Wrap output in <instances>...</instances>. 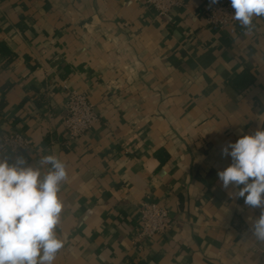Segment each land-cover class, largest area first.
<instances>
[{
	"label": "crops",
	"instance_id": "1",
	"mask_svg": "<svg viewBox=\"0 0 264 264\" xmlns=\"http://www.w3.org/2000/svg\"><path fill=\"white\" fill-rule=\"evenodd\" d=\"M181 2L160 15L144 0H0V135L32 141L0 157L68 165L54 264H264L245 235L260 209L217 175L232 163L222 147L264 124V17L245 35L206 23L210 0ZM71 88L99 114L73 141ZM153 199L175 222L137 244Z\"/></svg>",
	"mask_w": 264,
	"mask_h": 264
},
{
	"label": "clouds",
	"instance_id": "2",
	"mask_svg": "<svg viewBox=\"0 0 264 264\" xmlns=\"http://www.w3.org/2000/svg\"><path fill=\"white\" fill-rule=\"evenodd\" d=\"M219 0H210L211 5ZM232 18L245 35L252 33L253 20L264 17V0H230ZM258 119L264 120L259 116ZM222 155L232 163L217 173L222 187L231 196L243 198L250 209H260L245 235L264 242V124L222 147ZM41 167L29 164L20 154L0 157V264H54L64 241L58 236L64 202L59 198L68 179L65 161L45 155Z\"/></svg>",
	"mask_w": 264,
	"mask_h": 264
},
{
	"label": "built area",
	"instance_id": "3",
	"mask_svg": "<svg viewBox=\"0 0 264 264\" xmlns=\"http://www.w3.org/2000/svg\"><path fill=\"white\" fill-rule=\"evenodd\" d=\"M145 4L160 15H167L173 8L181 5V0H144ZM234 9L230 0H219L218 4L210 5L205 15L206 23L217 28L236 25L239 22L232 18ZM99 121V114L85 91L68 89L65 102V137L69 141L84 135ZM32 141L18 128L9 129L0 135V150L18 152L31 147ZM139 230L135 243L146 238L166 233L175 220L168 208L156 200H145L140 206Z\"/></svg>",
	"mask_w": 264,
	"mask_h": 264
}]
</instances>
